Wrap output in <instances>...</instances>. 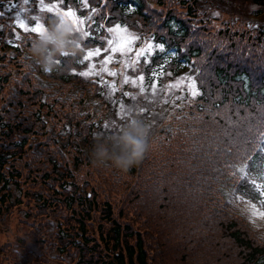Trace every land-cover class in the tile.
Returning a JSON list of instances; mask_svg holds the SVG:
<instances>
[{"label":"trees","instance_id":"obj_1","mask_svg":"<svg viewBox=\"0 0 264 264\" xmlns=\"http://www.w3.org/2000/svg\"><path fill=\"white\" fill-rule=\"evenodd\" d=\"M11 1L0 0V13ZM200 2L95 0L84 42L100 41L101 21L125 22L161 44L151 62L190 71L200 87L177 99L176 125H162L149 140L157 147L126 172L94 162L96 142L115 154L120 147L107 140L118 130L102 115L76 111H99L91 94L80 91L83 101L69 106L48 89L47 77H73L72 53H58L45 69L21 52L30 43L19 30L0 28V215L17 205L35 224L29 234L38 242L48 235L62 264H264V239L230 204L232 192L255 196L252 178L264 174V20L249 25L264 16V0H229L255 18L225 22L206 18ZM25 59L31 69L21 72ZM95 93L114 106L100 85ZM186 132L193 135L180 143Z\"/></svg>","mask_w":264,"mask_h":264},{"label":"rangeland","instance_id":"obj_2","mask_svg":"<svg viewBox=\"0 0 264 264\" xmlns=\"http://www.w3.org/2000/svg\"><path fill=\"white\" fill-rule=\"evenodd\" d=\"M200 3L203 4L200 9L204 10L206 18L207 15L211 16L210 20L213 22L215 15L223 18L224 22L236 17L255 18L251 7L230 5L229 0H201ZM243 3L246 4L244 1ZM100 6L102 7V5ZM103 6V10H105L106 6ZM49 8L52 9L51 12L48 10ZM68 8L75 11L76 19L82 22L77 25L80 31L74 30L72 34L73 38L77 40V45L82 48V52L79 53L80 62L72 63L71 59L74 54L79 52L76 45L74 51L67 52L72 55H70L66 70L70 71L73 77L67 82L47 77L45 81L48 83V89L54 91L55 95L60 98L66 99L69 106H73L80 99L83 101L80 91L86 90L97 97L95 91L100 85L106 99L114 106H103L98 98H93L90 95V103L93 106H99V111L95 113L91 108L90 111L87 105H77L76 111L81 112L82 115L88 112L89 114L85 115L87 118L90 115L92 117L102 115L104 124L109 127V130L110 128L121 129L132 118L140 119L148 129V143L159 133L158 130L162 128V125L166 128L176 125L174 116L181 113L175 109L179 105L177 99L192 96L190 93L193 89L199 93L200 87L190 71H174L173 69L176 68L171 63L164 65L151 62L152 52L161 44L154 40L149 32L138 31L118 20H114L112 23L101 21L104 27L97 36L100 41L87 42L85 40L84 42L82 38L90 36L87 24H90L97 9L95 0H86L85 3H81V0L76 2L73 0H36L34 2L29 0L28 3H25L24 0H12L2 9L3 15L0 19L3 21L7 19L10 27L19 30L16 35L20 38V42L29 41L30 44L23 45L21 50V52H29L34 36L40 35V33L31 32V27L39 24L42 31L48 29L61 19ZM105 14L107 13L105 12ZM262 19L264 20V16L261 19H254L255 22L250 20L249 25L254 26L256 21L259 22ZM66 20L72 24L70 19ZM21 21L26 28L18 26ZM240 22L236 21V23ZM97 49L100 50L97 54L87 56L89 51L95 52ZM59 54L61 55V53ZM27 59H25V67L21 72L31 69V64ZM143 60L145 63H149V67L146 68L149 70L145 69L144 65L147 64H144ZM162 65L164 67H161ZM8 66L13 67L12 64H8ZM65 111H67L66 108ZM191 135L193 133L189 132L178 135L180 143L184 141V136ZM255 183L258 187L255 196L252 194L253 192H248L247 196L236 192L235 201L240 199L242 204L240 205L264 235V216L259 215V213H264V174L261 178H256ZM255 197L259 200H256ZM235 201L231 200L230 204L236 208ZM254 212L257 214L254 215ZM22 213L23 210L20 212L15 205L12 210L4 211L0 215V244H3L0 246V264H62L58 253H54V250L49 246L52 239L47 235V238L42 242L36 241L29 234L30 226L34 227L35 224L31 221V223L27 222L22 217ZM34 218L37 222V218ZM35 228L39 230L38 226ZM17 234L22 236L19 240H16ZM68 260L69 258H67Z\"/></svg>","mask_w":264,"mask_h":264},{"label":"clouds","instance_id":"obj_3","mask_svg":"<svg viewBox=\"0 0 264 264\" xmlns=\"http://www.w3.org/2000/svg\"><path fill=\"white\" fill-rule=\"evenodd\" d=\"M73 31L72 24L61 18L33 40L30 49L32 55L39 60L42 67L50 69L58 53L75 50L77 40L72 36ZM147 132L148 129L142 120L130 119L126 125L107 138L120 147L119 154L110 152L105 140H100L93 148L94 162L103 164L111 160L117 169L128 171L142 160L149 150Z\"/></svg>","mask_w":264,"mask_h":264},{"label":"snow or ice","instance_id":"obj_4","mask_svg":"<svg viewBox=\"0 0 264 264\" xmlns=\"http://www.w3.org/2000/svg\"><path fill=\"white\" fill-rule=\"evenodd\" d=\"M24 2L25 3H28L29 2V0H24ZM86 2V0H81V3H85ZM50 12L52 11V9L51 8H49L48 9ZM3 15V13H0V16H2ZM61 18H63V19H70L71 21H72V24H73V26H74V30L76 31V32H79L80 31V29H79V27L77 26L79 23H82L81 21H78L77 19H76V12L75 11H73L72 9H70V8H68L67 9V11H65L64 13H63V15L61 16ZM34 19V18H33ZM19 27H21V28H26V26H25V24L21 21V22H19V25H18ZM30 31L31 32H33V33H41L42 32V27L39 25V24H37L35 27H31V29H30ZM109 31H111V29H109ZM77 47H79V45H77ZM100 50L99 49H97L95 52H92V51H89L88 53H87V56L88 57H90V56H92V55H94V54H97L98 52H99ZM85 58H87V57H85ZM190 95H192V96H196V95H198V93L193 89V91L190 93ZM253 207H255V206H253ZM254 215L255 214H257V213H253ZM259 215H262V216H264V213H259Z\"/></svg>","mask_w":264,"mask_h":264},{"label":"water","instance_id":"obj_5","mask_svg":"<svg viewBox=\"0 0 264 264\" xmlns=\"http://www.w3.org/2000/svg\"><path fill=\"white\" fill-rule=\"evenodd\" d=\"M1 24V23H0Z\"/></svg>","mask_w":264,"mask_h":264}]
</instances>
